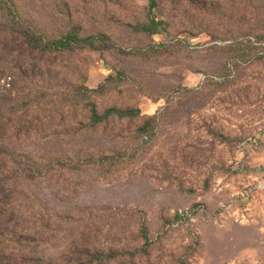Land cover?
I'll return each instance as SVG.
<instances>
[{"label": "rangeland", "instance_id": "1", "mask_svg": "<svg viewBox=\"0 0 264 264\" xmlns=\"http://www.w3.org/2000/svg\"><path fill=\"white\" fill-rule=\"evenodd\" d=\"M14 2L30 35L104 38L43 56L0 40L4 142L36 170L25 219L54 229L40 252L264 264V0H161L155 14L149 0ZM87 104L139 114L94 126Z\"/></svg>", "mask_w": 264, "mask_h": 264}, {"label": "trees", "instance_id": "2", "mask_svg": "<svg viewBox=\"0 0 264 264\" xmlns=\"http://www.w3.org/2000/svg\"><path fill=\"white\" fill-rule=\"evenodd\" d=\"M149 3L151 14H155L161 0H149ZM0 8L4 11L0 40L6 42L11 38L20 40L21 46H30L32 43L36 53L41 56L70 52L74 47L97 50L96 43L104 39L100 36L80 38L75 32H69L57 39H51L41 32L30 35L22 30L25 28L22 21L11 16L16 12L14 0H0ZM163 23L164 21L153 17L150 23L145 25L144 30L155 34L160 31L159 26ZM5 73L6 69L3 66L0 67V82ZM2 90L3 86L0 84V264H59L40 252L41 247L49 243L51 233L54 232L50 220L41 218L40 223L36 225L35 222L30 224L25 219V217L33 216L27 205L30 198L20 191L19 187L27 179L36 180V170L32 166H22L18 159L20 156L17 149H9L4 142L5 107ZM72 95L74 97V92ZM86 106L89 108V120L94 126L106 122L114 115L125 118L139 114L137 110L115 108L101 114L95 105L87 104ZM17 134L16 132L15 135ZM142 235L149 245V231L142 230ZM95 257L96 255L93 257L94 261Z\"/></svg>", "mask_w": 264, "mask_h": 264}]
</instances>
